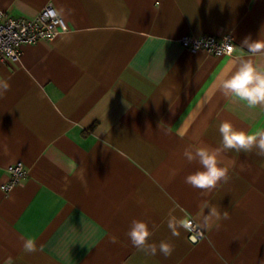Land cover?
Instances as JSON below:
<instances>
[{"label":"crops","instance_id":"1","mask_svg":"<svg viewBox=\"0 0 264 264\" xmlns=\"http://www.w3.org/2000/svg\"><path fill=\"white\" fill-rule=\"evenodd\" d=\"M48 2L68 30L0 60L10 84L0 97V264H264V157L225 152L231 179L207 192L184 182L201 166L183 157L189 145L219 147L222 121L264 130V106L218 89L241 59L264 68V54L243 46L264 39V0H0V9L32 18ZM227 33L232 54L179 41ZM18 161L28 175L5 192ZM170 217H192L203 238L173 236ZM133 220L172 255L137 250Z\"/></svg>","mask_w":264,"mask_h":264},{"label":"clouds","instance_id":"2","mask_svg":"<svg viewBox=\"0 0 264 264\" xmlns=\"http://www.w3.org/2000/svg\"><path fill=\"white\" fill-rule=\"evenodd\" d=\"M56 15L59 16L60 13L57 12ZM243 46L253 54H264V39L252 41L250 37H247L243 41ZM9 88L10 84L6 80H0V97H3ZM218 89L225 96L232 95L241 101H246L250 108L264 106V68L257 67L250 59H241L236 63L235 70L227 78L220 80ZM218 131L221 136L219 147L189 145L183 151V157L188 163L196 162L201 166L200 170L187 175L184 182L202 192L211 191L219 183H227L231 179L228 168L222 166L225 152L235 151L248 154L255 149L256 155L264 157V130L254 133L246 132L237 130L230 121H222ZM175 174V170H172L171 175ZM210 215L215 216L216 213L210 210ZM224 218H228L226 211ZM209 220L210 216H205L202 226L207 227ZM167 225L173 236L180 235L178 229L182 228L186 232H192L201 226L192 220L177 219L176 217H170ZM153 234L148 223L142 220H133L126 233L131 244L137 250L144 252L145 255L154 256L159 250V253L164 257H170L174 246L167 241H161L158 246L149 243ZM193 242H195V238H193ZM23 250L26 253L35 252L37 250L35 242L26 239Z\"/></svg>","mask_w":264,"mask_h":264},{"label":"built area","instance_id":"3","mask_svg":"<svg viewBox=\"0 0 264 264\" xmlns=\"http://www.w3.org/2000/svg\"><path fill=\"white\" fill-rule=\"evenodd\" d=\"M57 12L51 2L46 3L32 18L14 17L0 9V60L7 58L14 62L18 61L21 47L24 44L34 43L40 39L53 40L59 34L66 32L68 30L67 22L61 15L57 16ZM179 41L182 46L191 51L202 50L212 55L232 54L234 51V40L229 33L222 36L182 35ZM7 171L10 174V179L1 184V188L5 192L28 175L26 167L20 161L10 164ZM187 220H192L199 225L192 217H188ZM203 236L204 231L201 227L187 232V238L191 243H197ZM193 238H195V242H193Z\"/></svg>","mask_w":264,"mask_h":264}]
</instances>
